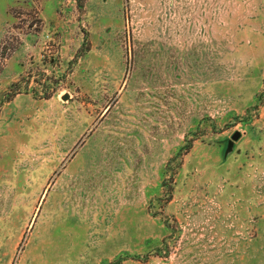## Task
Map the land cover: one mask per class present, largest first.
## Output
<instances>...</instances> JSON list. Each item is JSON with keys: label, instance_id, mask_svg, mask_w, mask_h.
Here are the masks:
<instances>
[{"label": "rangeland", "instance_id": "1", "mask_svg": "<svg viewBox=\"0 0 264 264\" xmlns=\"http://www.w3.org/2000/svg\"><path fill=\"white\" fill-rule=\"evenodd\" d=\"M0 201L10 264H264V0H0Z\"/></svg>", "mask_w": 264, "mask_h": 264}, {"label": "crops", "instance_id": "2", "mask_svg": "<svg viewBox=\"0 0 264 264\" xmlns=\"http://www.w3.org/2000/svg\"><path fill=\"white\" fill-rule=\"evenodd\" d=\"M21 208L20 203L0 201V264L11 263L15 246L22 235V223L28 222ZM28 259H22L21 264H31L33 257Z\"/></svg>", "mask_w": 264, "mask_h": 264}, {"label": "water", "instance_id": "3", "mask_svg": "<svg viewBox=\"0 0 264 264\" xmlns=\"http://www.w3.org/2000/svg\"><path fill=\"white\" fill-rule=\"evenodd\" d=\"M240 138V134H235V136L233 137L234 140H238Z\"/></svg>", "mask_w": 264, "mask_h": 264}]
</instances>
